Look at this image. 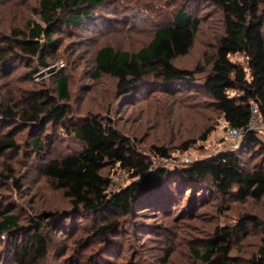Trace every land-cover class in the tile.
<instances>
[{
	"label": "rangeland",
	"instance_id": "1",
	"mask_svg": "<svg viewBox=\"0 0 264 264\" xmlns=\"http://www.w3.org/2000/svg\"><path fill=\"white\" fill-rule=\"evenodd\" d=\"M38 1L0 0V34L24 30L28 21L43 24ZM179 7L199 16L201 22L188 53L172 62L205 72L223 24L218 9L204 0H107L90 9L93 20L75 26L63 24L54 31L51 39L56 45L46 58V67H40L35 58L20 56L17 50L16 56L2 54L6 56L0 65V106L25 109L29 106L25 96L32 90L46 89L56 96V80L64 75L70 94L67 117L72 121L95 116L129 135L147 159L156 145L167 148L172 161L157 164L165 168L167 184L140 194L141 204L132 213L79 216L70 211L69 199L42 174L40 165L42 159L79 151L80 142L51 123L39 132L19 120L10 125L1 122L0 135L13 134L18 147L0 154V219L15 214L18 225L26 231L0 233V264H16L11 242L22 244L34 228L31 220L45 222L50 218L48 212H55L57 220L39 229L47 240V253L37 264H163L164 260L169 264H200L203 243L213 229L238 225L244 214L249 217L242 221L244 228L234 233L228 258L233 264H248L257 254L264 235V194L241 199L200 184L190 188L173 179L185 163L226 149L236 152L243 170L264 169V128H252L260 142L250 148L243 146L242 139L237 144L228 142L222 113L198 86L204 72L195 74L194 86H159L154 78H146L140 94L118 90L116 79L108 74L94 76L95 54L102 45L137 50ZM231 59L245 64L241 54L231 55ZM46 133L51 135L50 145L43 153L34 152L30 138ZM204 133L206 138L201 139ZM190 140L192 143L181 149ZM101 173L111 179L109 192L135 179L130 171L116 165L106 166ZM113 220L116 225L104 236L96 233L97 227Z\"/></svg>",
	"mask_w": 264,
	"mask_h": 264
},
{
	"label": "trees",
	"instance_id": "2",
	"mask_svg": "<svg viewBox=\"0 0 264 264\" xmlns=\"http://www.w3.org/2000/svg\"><path fill=\"white\" fill-rule=\"evenodd\" d=\"M106 1L39 0L43 24L28 21L24 30L11 29L9 33L0 34V65L5 62L6 55L2 54L12 52L15 56L20 53V56L35 58L40 67H46V58L56 45L51 39L54 31L63 24L75 26L86 19L93 20L94 13L90 9ZM204 1L218 9L223 24L205 72L198 67H178L172 62L177 56L188 53L201 22L199 16L179 7L170 21L156 28L149 41L137 50L102 45L95 54L94 76L108 74L116 79L118 90H137L135 92L140 94L146 78H154L159 86H194L197 81L195 74L204 72L198 86L212 98L228 127L244 128L242 144L250 148L260 142L255 131L246 128L253 102L264 117V0ZM234 54L243 55L245 64L232 60L231 55ZM69 98L67 77L61 75L56 80V96L46 89L29 91L25 96L29 103L27 108L15 111L10 105L0 106V123L10 125L19 120L39 132L44 124L51 123L80 142L82 147L79 151L42 159L40 165L42 174L69 199L70 211L75 215L132 213L141 204L140 194L159 190L167 184V172L157 164L171 158L168 149L152 145L147 159L137 150L131 137L120 132L112 123L103 122L95 116L77 123L72 121L67 117ZM206 134L200 138L205 139ZM50 143V133L43 136L33 134L29 140L32 150L39 153H43ZM190 143L192 140L185 141L181 149H186ZM17 147L13 134L7 132L0 135V154ZM109 165L130 171L135 179L120 190L109 192L111 179L101 173ZM173 180L190 188L200 184L206 189L213 188L219 194H235L241 199L248 196L258 198L264 194V169L243 170L240 158L231 149L185 163ZM48 216L50 218L45 222L31 220L34 228L22 244L11 242L16 264H37L45 257L47 240L39 229L51 226L57 220L55 212H48ZM246 217L249 215L244 214L239 224L233 227L223 225L213 229L203 243L200 264H233L228 258L231 240L236 231L244 228L242 221ZM17 222L15 214L4 215L0 219V233L25 232V227ZM115 225V220L110 221L97 227L96 233L102 237ZM163 264L169 263L164 260ZM248 264H264V235L257 254L250 258Z\"/></svg>",
	"mask_w": 264,
	"mask_h": 264
},
{
	"label": "built area",
	"instance_id": "3",
	"mask_svg": "<svg viewBox=\"0 0 264 264\" xmlns=\"http://www.w3.org/2000/svg\"><path fill=\"white\" fill-rule=\"evenodd\" d=\"M255 126L256 127L260 126L259 128L261 129L264 128V117H262L257 104L253 102L251 106V115L246 125V128L252 129ZM243 130L244 128L228 127L226 133L227 141L230 142L231 144H237L242 137ZM167 161H172V160L167 159Z\"/></svg>",
	"mask_w": 264,
	"mask_h": 264
}]
</instances>
